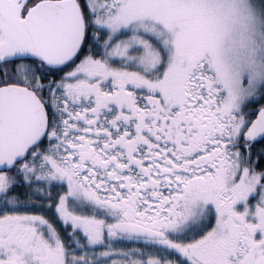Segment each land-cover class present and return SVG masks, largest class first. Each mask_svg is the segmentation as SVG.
<instances>
[{"label": "snow or ice", "instance_id": "1", "mask_svg": "<svg viewBox=\"0 0 264 264\" xmlns=\"http://www.w3.org/2000/svg\"><path fill=\"white\" fill-rule=\"evenodd\" d=\"M0 264H264V0H0Z\"/></svg>", "mask_w": 264, "mask_h": 264}]
</instances>
